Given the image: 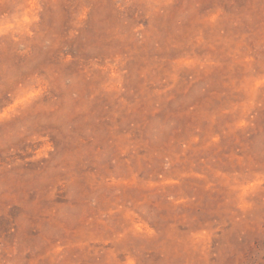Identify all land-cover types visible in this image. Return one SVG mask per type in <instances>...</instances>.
Here are the masks:
<instances>
[{
	"label": "rangeland",
	"instance_id": "obj_1",
	"mask_svg": "<svg viewBox=\"0 0 264 264\" xmlns=\"http://www.w3.org/2000/svg\"><path fill=\"white\" fill-rule=\"evenodd\" d=\"M0 264H264V0H0Z\"/></svg>",
	"mask_w": 264,
	"mask_h": 264
}]
</instances>
